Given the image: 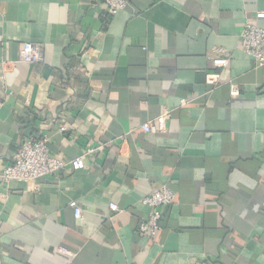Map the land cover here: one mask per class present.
<instances>
[{
    "label": "crops",
    "instance_id": "obj_1",
    "mask_svg": "<svg viewBox=\"0 0 264 264\" xmlns=\"http://www.w3.org/2000/svg\"><path fill=\"white\" fill-rule=\"evenodd\" d=\"M259 11L264 0H129L115 14L103 0H0V264H264V66L241 46L246 24L264 28ZM27 42L43 61H20ZM218 48L227 66L212 63ZM164 109L166 134L141 128ZM42 135L65 159L102 148L4 183ZM164 184L176 200L151 237L141 201Z\"/></svg>",
    "mask_w": 264,
    "mask_h": 264
},
{
    "label": "built area",
    "instance_id": "obj_2",
    "mask_svg": "<svg viewBox=\"0 0 264 264\" xmlns=\"http://www.w3.org/2000/svg\"><path fill=\"white\" fill-rule=\"evenodd\" d=\"M108 13L115 14L124 9L129 4V0H103ZM257 19H264V11L256 13ZM241 46L245 53L249 55L256 67L264 66V28L255 24H246L241 32ZM20 61L31 65L43 61V46L35 43H24L21 49ZM230 61L229 51L218 48L212 58V63L216 66H227ZM230 93L237 96L240 93L239 87L230 82ZM171 111L164 109L163 113L148 123L141 125V128L149 133L166 134V123ZM61 130H67L66 126H61ZM48 137L42 135L38 139L25 140L21 143L14 162L6 165L1 174V179L8 184L13 180L18 181H36L42 177L56 175L64 171L67 167L79 169L83 163L92 159L101 146L87 147L79 155L72 159H65L60 155L52 153L48 145ZM176 200V194L172 188L167 185L154 187L150 193L145 196L141 203L148 207L146 217L139 223L138 231L149 236H154L162 225V219L165 207L173 204ZM74 209V215L77 219L82 218L83 210L77 201L70 202ZM111 210L119 213L122 209L116 203L110 204ZM62 253H70L68 249L60 248Z\"/></svg>",
    "mask_w": 264,
    "mask_h": 264
}]
</instances>
